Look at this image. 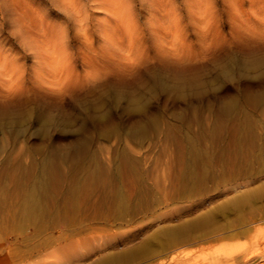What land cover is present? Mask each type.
<instances>
[{
  "label": "rangeland",
  "instance_id": "374dc122",
  "mask_svg": "<svg viewBox=\"0 0 264 264\" xmlns=\"http://www.w3.org/2000/svg\"><path fill=\"white\" fill-rule=\"evenodd\" d=\"M98 263L264 264V0H0V264Z\"/></svg>",
  "mask_w": 264,
  "mask_h": 264
},
{
  "label": "bare ground",
  "instance_id": "6f19581e",
  "mask_svg": "<svg viewBox=\"0 0 264 264\" xmlns=\"http://www.w3.org/2000/svg\"><path fill=\"white\" fill-rule=\"evenodd\" d=\"M37 180V179H36ZM98 264H103V263H98Z\"/></svg>",
  "mask_w": 264,
  "mask_h": 264
}]
</instances>
